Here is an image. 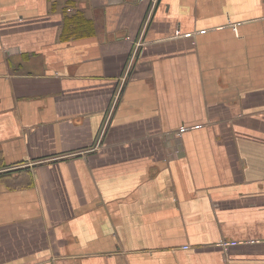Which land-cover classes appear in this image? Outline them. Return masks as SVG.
<instances>
[{"label": "crops", "instance_id": "0c3cea01", "mask_svg": "<svg viewBox=\"0 0 264 264\" xmlns=\"http://www.w3.org/2000/svg\"><path fill=\"white\" fill-rule=\"evenodd\" d=\"M0 264H264V0H0Z\"/></svg>", "mask_w": 264, "mask_h": 264}, {"label": "built area", "instance_id": "2783aa9c", "mask_svg": "<svg viewBox=\"0 0 264 264\" xmlns=\"http://www.w3.org/2000/svg\"><path fill=\"white\" fill-rule=\"evenodd\" d=\"M139 54V51L136 49L131 57V62H130V65H129V68L131 69V66L134 62V60L136 59L137 55ZM185 128H181L179 129L178 131H176L174 134H175V137H178L180 138L184 132Z\"/></svg>", "mask_w": 264, "mask_h": 264}]
</instances>
